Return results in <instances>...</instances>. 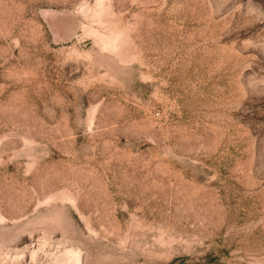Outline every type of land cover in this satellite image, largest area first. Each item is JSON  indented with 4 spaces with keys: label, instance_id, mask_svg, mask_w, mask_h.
Segmentation results:
<instances>
[{
    "label": "rangeland",
    "instance_id": "1",
    "mask_svg": "<svg viewBox=\"0 0 264 264\" xmlns=\"http://www.w3.org/2000/svg\"><path fill=\"white\" fill-rule=\"evenodd\" d=\"M0 264H264V0H0Z\"/></svg>",
    "mask_w": 264,
    "mask_h": 264
}]
</instances>
